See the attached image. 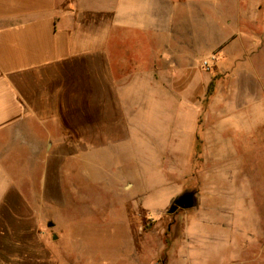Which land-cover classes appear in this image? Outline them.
<instances>
[{
    "label": "rangeland",
    "instance_id": "374dc122",
    "mask_svg": "<svg viewBox=\"0 0 264 264\" xmlns=\"http://www.w3.org/2000/svg\"><path fill=\"white\" fill-rule=\"evenodd\" d=\"M184 10L180 50L155 52L138 83L120 84L122 114L107 116L119 145L76 148L84 160L60 174L59 208L42 210L55 264H264V116L227 108L235 92L258 96L264 0H187ZM14 175L30 201L48 200L44 187L31 193V174ZM185 193L196 206L169 214ZM216 222L230 243L211 235Z\"/></svg>",
    "mask_w": 264,
    "mask_h": 264
},
{
    "label": "crops",
    "instance_id": "0c3cea01",
    "mask_svg": "<svg viewBox=\"0 0 264 264\" xmlns=\"http://www.w3.org/2000/svg\"><path fill=\"white\" fill-rule=\"evenodd\" d=\"M186 1L0 0V264H55L57 236L46 233L42 210L59 208V176L85 153L76 148L119 145L107 116L122 114L120 84L138 83L137 68L153 66L155 52L180 50ZM252 59L260 61L258 96L233 93L229 113L264 116V33ZM92 115L103 118L90 125ZM14 174H31V193L44 187L48 200L30 201ZM34 174H45L46 186ZM219 224L211 235L230 243Z\"/></svg>",
    "mask_w": 264,
    "mask_h": 264
},
{
    "label": "water",
    "instance_id": "95a60500",
    "mask_svg": "<svg viewBox=\"0 0 264 264\" xmlns=\"http://www.w3.org/2000/svg\"><path fill=\"white\" fill-rule=\"evenodd\" d=\"M196 206V197L194 193H185L177 197L168 211L169 214H174L178 209H191ZM52 226V225H51Z\"/></svg>",
    "mask_w": 264,
    "mask_h": 264
},
{
    "label": "flooded vegetation",
    "instance_id": "af4514ba",
    "mask_svg": "<svg viewBox=\"0 0 264 264\" xmlns=\"http://www.w3.org/2000/svg\"><path fill=\"white\" fill-rule=\"evenodd\" d=\"M178 210H179V209H178ZM178 210H177L176 212H178ZM176 212H175V213H176Z\"/></svg>",
    "mask_w": 264,
    "mask_h": 264
}]
</instances>
